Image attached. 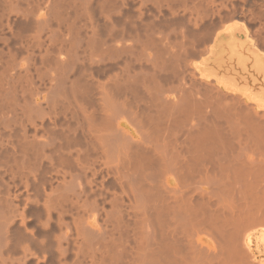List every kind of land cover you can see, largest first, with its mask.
Segmentation results:
<instances>
[{"label": "bare ground", "instance_id": "6f19581e", "mask_svg": "<svg viewBox=\"0 0 264 264\" xmlns=\"http://www.w3.org/2000/svg\"><path fill=\"white\" fill-rule=\"evenodd\" d=\"M0 264H264V0H0Z\"/></svg>", "mask_w": 264, "mask_h": 264}]
</instances>
